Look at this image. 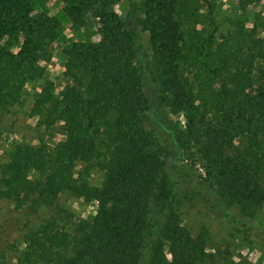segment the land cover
Listing matches in <instances>:
<instances>
[{
	"label": "trees",
	"instance_id": "16d2710c",
	"mask_svg": "<svg viewBox=\"0 0 264 264\" xmlns=\"http://www.w3.org/2000/svg\"><path fill=\"white\" fill-rule=\"evenodd\" d=\"M61 1L70 28L94 19L99 39L67 37L47 0H0V136L33 81L30 115L64 135L59 147L14 143L0 163V202L55 211L26 231L16 264H215L205 233L181 220L195 199L244 218L264 250V15L220 31L209 0ZM54 42L58 90L46 74ZM62 192L94 202L93 215L72 219Z\"/></svg>",
	"mask_w": 264,
	"mask_h": 264
},
{
	"label": "rangeland",
	"instance_id": "374dc122",
	"mask_svg": "<svg viewBox=\"0 0 264 264\" xmlns=\"http://www.w3.org/2000/svg\"><path fill=\"white\" fill-rule=\"evenodd\" d=\"M46 4L49 13L63 21L67 37L84 40L99 39V34L96 32L97 23L94 19L81 29L74 31L62 13L63 2L61 0H47ZM202 6V11L209 24L217 25L220 31L231 29L237 20L244 21L245 26L250 27L254 22V17L264 15V0L257 4H250L245 12L237 9V0H209ZM116 9L120 11L119 6H116ZM141 43L147 46L146 33L143 34ZM50 48L52 56L46 63V74L58 90L66 82L63 75V58H61L62 44L54 42ZM39 85H41L40 81L27 83L20 102L10 106L9 111L1 117L0 163L6 160L10 146L17 142L31 144L44 142L51 147H59L63 144L64 135L61 123L45 128L39 124L36 116L29 113L33 92L39 89ZM171 117L182 126L184 125V117L181 114L171 115ZM173 163L174 159L170 158L168 160L169 169H172ZM88 177L92 184L97 185L101 182V172L96 169L91 171ZM212 201L213 199L208 202L195 199L186 203L181 210V220L193 235L205 233L207 250L217 252L215 264H220L230 258L234 264H245L246 261L250 264H264V250H260V246L253 241L252 231L246 229L240 222L244 218L237 215V220H235L232 218L233 214L224 209L221 204L218 208L213 205L214 210L211 213L207 207ZM57 203L72 212V219H88L96 209L94 202L85 201L66 192L59 194ZM220 211L225 212L220 213ZM54 216L55 211L51 207L40 206L35 210L30 207L17 209L11 201L2 200L0 202V264H16L20 251L25 246L26 231L35 227L42 219ZM218 250H227L230 254H221Z\"/></svg>",
	"mask_w": 264,
	"mask_h": 264
}]
</instances>
